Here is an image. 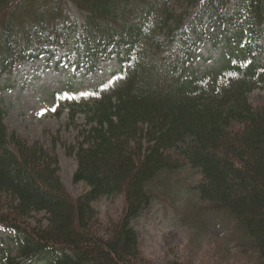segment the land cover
I'll use <instances>...</instances> for the list:
<instances>
[{"label": "trees", "instance_id": "obj_1", "mask_svg": "<svg viewBox=\"0 0 264 264\" xmlns=\"http://www.w3.org/2000/svg\"><path fill=\"white\" fill-rule=\"evenodd\" d=\"M67 1L0 0V81L49 45L69 46L77 71L119 54L115 79L75 107L88 123L70 152L92 189L72 192L61 155L14 131L0 98V228L18 232L0 264H158L135 221L187 171L204 208L251 238L240 264H264V0L235 13L233 0H73L84 33ZM209 40L222 54L202 73ZM121 196L106 219L98 201Z\"/></svg>", "mask_w": 264, "mask_h": 264}, {"label": "rangeland", "instance_id": "obj_2", "mask_svg": "<svg viewBox=\"0 0 264 264\" xmlns=\"http://www.w3.org/2000/svg\"><path fill=\"white\" fill-rule=\"evenodd\" d=\"M244 0H233L228 11H240ZM175 3L181 7L179 2ZM68 9L85 32L88 13L75 1H67ZM65 25V23H63ZM205 56L200 60L202 73L211 69L221 57L222 48L213 40L202 45ZM32 59L24 60L14 72L3 75L0 98L9 111L8 123L14 131L34 141H43L63 160L64 177L70 190L83 196L92 189L86 181H77L80 169L78 155L71 154L70 146L80 142L82 128L88 123L85 111L74 117L76 104L94 96L99 89L110 84L123 66L119 54L104 56L97 69L73 65L69 46L49 45L36 52ZM257 104L264 103V84L252 94ZM194 172H185L180 181L135 221L145 252L158 264L186 260L193 264H240L247 261L246 248L253 247L251 238L239 230L237 222L225 213L207 210L201 204ZM106 219L122 216L126 200L107 197L98 201ZM16 230L0 228L4 246L17 245ZM4 255L0 243V257Z\"/></svg>", "mask_w": 264, "mask_h": 264}]
</instances>
